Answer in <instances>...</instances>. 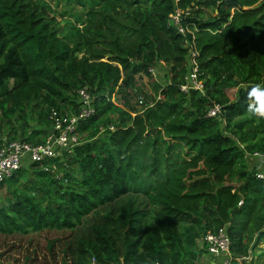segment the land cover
I'll use <instances>...</instances> for the list:
<instances>
[{"label":"trees","instance_id":"1","mask_svg":"<svg viewBox=\"0 0 264 264\" xmlns=\"http://www.w3.org/2000/svg\"><path fill=\"white\" fill-rule=\"evenodd\" d=\"M186 6L182 35L167 16ZM184 36L202 81L187 93ZM158 62L165 79L146 92L136 76ZM261 80L264 0H0L6 141L42 142L81 87L93 105L70 150L0 180V235L68 230L59 264H196L224 225L230 252L251 256L231 264H259L264 180L246 153L264 152V98L242 85Z\"/></svg>","mask_w":264,"mask_h":264},{"label":"built area","instance_id":"2","mask_svg":"<svg viewBox=\"0 0 264 264\" xmlns=\"http://www.w3.org/2000/svg\"><path fill=\"white\" fill-rule=\"evenodd\" d=\"M188 9L187 6L185 8L174 7L167 16V22L182 35L186 32V25H183L182 21L183 17L188 14ZM183 44L187 47L184 60L186 70L179 90L185 93L189 89L201 90L202 81L197 77L198 66L195 60L197 51L193 47V40L184 36ZM148 70L152 71L153 68L149 67ZM76 95L78 102L76 112L61 114L56 109H50L51 126L46 129V135L42 142L32 143L21 138H15L0 144V180L8 177L22 164L54 157L63 150H70L73 145L79 142L76 131L77 122L92 113L93 105L92 95L84 87L77 89ZM140 102L141 99L138 98L137 103ZM218 108V105L214 104L207 110V115L216 114ZM246 154L255 160V176L264 180V152L253 150ZM198 245L203 247V255L219 257L220 260L217 264H231L232 261L241 262L250 258L249 254L239 255L230 252L229 239L224 225L215 231H207L203 234L199 238Z\"/></svg>","mask_w":264,"mask_h":264},{"label":"rangeland","instance_id":"3","mask_svg":"<svg viewBox=\"0 0 264 264\" xmlns=\"http://www.w3.org/2000/svg\"><path fill=\"white\" fill-rule=\"evenodd\" d=\"M52 2V1H51ZM50 2L51 5H53ZM77 8V7H76ZM206 16L213 14L212 9L204 8ZM150 76L141 73L136 76V84L142 90L149 92L151 90V81H163L166 76L167 67L158 62L151 71ZM260 87V92L252 94L254 97L251 100H260L264 98V80L258 83H248L242 85V88L247 92H252V89ZM237 91L232 89L228 92L230 98L235 97ZM112 96V100H113ZM250 100V101H251ZM136 108H140L139 104H135ZM264 106H257L256 112L263 114L260 111ZM33 125L32 123L30 124ZM1 130L3 127L0 128ZM0 130V143L6 141L4 131ZM19 138V134L16 135ZM236 178L232 177V182H236ZM68 230H41L39 232H27L25 234H9L0 235V264H59V259L64 257L62 251L64 245L70 239ZM57 239L51 247H47V242L52 239ZM204 256L203 254H201ZM251 257V256H250ZM259 264H264V255L260 258Z\"/></svg>","mask_w":264,"mask_h":264},{"label":"crops","instance_id":"4","mask_svg":"<svg viewBox=\"0 0 264 264\" xmlns=\"http://www.w3.org/2000/svg\"><path fill=\"white\" fill-rule=\"evenodd\" d=\"M219 257H214V256H200L197 264H217L219 262Z\"/></svg>","mask_w":264,"mask_h":264},{"label":"clouds","instance_id":"5","mask_svg":"<svg viewBox=\"0 0 264 264\" xmlns=\"http://www.w3.org/2000/svg\"><path fill=\"white\" fill-rule=\"evenodd\" d=\"M258 92H260V87L259 86H257V88L252 89V92L250 93V95L256 94ZM260 111L264 112V109H261Z\"/></svg>","mask_w":264,"mask_h":264}]
</instances>
